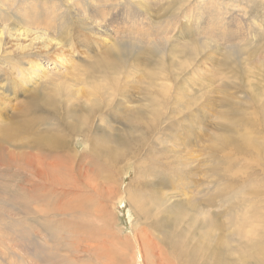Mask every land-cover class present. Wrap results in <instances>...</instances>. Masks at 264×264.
I'll list each match as a JSON object with an SVG mask.
<instances>
[{
  "label": "rangeland",
  "instance_id": "1",
  "mask_svg": "<svg viewBox=\"0 0 264 264\" xmlns=\"http://www.w3.org/2000/svg\"><path fill=\"white\" fill-rule=\"evenodd\" d=\"M111 1L116 0H37L39 6L32 12L28 0H0V49L8 32L28 26L41 32L56 27L47 22V3H59L64 9L67 4L74 7L64 11V26L68 25L59 39L66 40L77 3H104L102 8L107 10ZM120 1L121 5L129 2ZM139 1L150 4L145 19L148 32L168 24L177 27L172 33L170 30L171 40H159L162 36L158 32L152 34L158 36L160 46L152 43L142 49L134 44L130 57L141 50L144 61L130 71L129 64L120 75V84L128 86L129 101L109 108L108 114L93 124L108 135L122 131L126 117L144 118L130 110L133 105L135 110L147 111L143 93L150 83L142 77L145 72L167 74L164 84L170 91L162 93L156 87L152 93L156 94L152 98L158 96L162 103L158 111L157 99L153 100L154 118L145 122L151 124L148 135L135 137L138 146L134 142L130 145L135 156L129 157L136 159L110 160L107 154L84 157L82 169L65 170L55 183L48 182L32 172L31 162L9 157L20 151L15 141L18 133H13L15 122L24 116L31 118L35 123L30 126L40 131L45 142L60 136L75 119L61 106L56 115L42 117L40 101L33 98L39 88L32 96L26 92L27 96L9 102L0 116V125L15 119L0 128V264H189L178 251L192 250L202 235L206 241L213 238L214 244L220 237L226 238L228 247L239 252L256 245L247 243L250 238L260 240L263 235L264 240V0ZM169 4V18H164ZM173 11L178 12L174 17ZM121 13L118 11V16ZM122 21L128 24L124 29L137 28L123 15ZM178 27H183L184 33H176ZM145 35L127 37L144 40ZM33 44L19 49L8 43L4 47L12 51L6 53L9 62L0 56V67L18 83V77L12 75L25 73L32 56L53 59L51 50L30 52ZM40 45L37 43V48ZM27 50L32 56L23 58ZM79 50L82 57L76 64L96 59V51L86 56ZM11 60L25 63L13 66ZM52 76L46 77L45 84L53 82ZM120 117L124 119L120 121ZM98 133L91 138L92 146L97 145L94 139L101 138ZM8 134L14 136L12 140ZM74 147L82 151L86 142L78 138ZM56 150L54 145L50 159L56 158ZM196 185L201 186L192 190ZM171 193L178 194L177 198H171ZM137 200H142L138 210ZM64 208L68 212L62 215L46 212L57 209L55 213H61ZM202 215L208 219L204 224ZM135 234L144 236L140 248ZM12 236L16 240H11Z\"/></svg>",
  "mask_w": 264,
  "mask_h": 264
},
{
  "label": "bare ground",
  "instance_id": "2",
  "mask_svg": "<svg viewBox=\"0 0 264 264\" xmlns=\"http://www.w3.org/2000/svg\"><path fill=\"white\" fill-rule=\"evenodd\" d=\"M28 1L32 6L31 11H36L39 6V2H37V0ZM111 2H113L112 6L107 8V10L102 8L104 7V3L96 2L93 5L84 4L83 6H79L77 3L75 15L72 18L73 24L69 30L66 40L59 39L60 34L63 35L64 27L68 25L67 24L64 26V22L67 19V14H64V11L68 12L69 10H73L74 7H69L67 4L66 8L64 9L61 4L56 2L47 3L44 7V9H47L46 12L49 16L47 22H54L57 24L56 27H50L49 30L41 32L34 31L33 27L28 26L24 29H16L15 32L7 33V42L5 45L11 43V47L17 46L20 49L29 48L31 47V44L34 43L32 49H30V52H34L36 49H43L45 52L51 50L53 59H40L37 56L29 55L27 54L29 53V50L23 52L25 53L24 56H22L23 58H25L26 55L32 56V58L28 61L25 73L21 72L17 76L12 75L14 77H18L17 80L19 83L16 81V79L11 78L8 73H5L0 67V116L9 108V102L21 95L23 97L27 96L28 94H25L26 92H30L29 94L32 96L39 88V91L33 95V98L40 101L38 110L42 117H45L48 113L56 115L58 113L57 111L59 110V107L61 106L62 108L66 107L68 115L70 114L75 119L74 125L72 124L71 126L63 129L60 136L45 142L40 131L37 130L36 127L30 126L31 123H35L31 118L24 116L20 122H15L13 133H18L15 141L18 142L20 151L12 152L13 156L11 155L9 157L18 158V160H23V162L25 161L27 164L28 162H31L29 165L34 168V171L32 172H35V174L41 178H48V180H46L48 182L52 181L55 183L57 181L58 174L60 175V172L65 170L73 171L76 167L77 169H82L84 157H90L93 155L96 158H100L102 154H107L110 160L116 159L118 157V160H130L131 158L129 156L134 154V150L132 151V147L130 146L131 143L134 142L135 146H138V143L136 144L138 138L136 139L135 137H146L145 135H148L147 131L151 124L148 126L145 122L150 121L148 117L151 118V116H153L154 118L155 113L152 112L151 109L153 100H155V98L157 99L155 105L157 106L158 111L160 108L159 103H162L158 96L152 98V95H156L152 93L156 92V87L158 89L161 88L162 93L170 91L168 86L164 84L165 80L167 79V74L145 72L146 75L143 76L142 79L143 81H147L148 79L147 82L150 83L149 86H147L149 87L148 91L143 93L145 100L144 106L147 111L143 112V110H135L134 108H131L133 105L130 107L131 113H138L144 115L145 117H126L125 128L122 131L110 132L108 135L106 131H100V127L93 126L96 119H103V117H105L104 114H108V110H110L109 108L116 106L120 107L123 105V101H129L128 97H126L128 95V91H126L128 90L126 89L128 86L120 84V81L123 78H121L120 75H124L125 71L128 70L126 68L129 64L130 67L128 71L134 70V68H137L143 64L144 61V58L142 59L141 57V50H138L136 55L130 57V53L134 49V44H140L142 49L150 47L152 43L160 46L162 44L157 43L158 41L156 40L158 36H154L152 34L154 32H158L157 34L162 36L159 37V40H171V33L173 32L172 28L174 27V29H176L177 27V25L168 24L167 27L157 26L153 31L148 32L147 30L149 29L145 24V19L150 4H143L139 0H134V4L129 0V2H127L128 4L125 5H121L120 0ZM169 2L172 3V1ZM170 5L171 4L167 5L164 9V18H169L168 11L171 7ZM132 9L135 10V12H133ZM118 11L122 12L120 16L117 14ZM176 13L178 12L173 11L171 16L174 17V14ZM122 15L131 19V22L137 26V28L131 30L124 29V27H128V24H126L125 21H122ZM161 16L163 15H160L159 17ZM180 19L181 17H178L177 22L180 21ZM118 23L119 25L117 26ZM178 30H180L181 33H184L183 27H178L176 33H178ZM143 33L147 34L145 35ZM92 34L94 37L92 40H89ZM142 35H145L143 38L144 40H131L130 37H127L133 36L142 38ZM0 40H2L1 29ZM82 40H84V42H82ZM173 40H175V37ZM37 43L41 44L38 48ZM4 46H2L0 49V56L9 62L10 59L6 57V53H10L12 51L6 50ZM80 48L83 49V55L86 56L89 53L96 51V59L86 64H76L82 57L79 56ZM53 49L55 50V53ZM11 63L14 66V64L19 65L20 63L25 62L20 61V63H14L11 60ZM46 64H50L52 69H50L48 65L46 66ZM13 66H8V68H12ZM50 73L53 74V82L50 84H45L47 81L46 77H48ZM145 77L146 80H144ZM119 96H122L124 99L120 100ZM123 119L124 117H120V121ZM14 121L15 119L8 120L6 123L0 125V128L10 125ZM96 133H98L101 138L94 139L97 145L92 146L90 141L91 138H94L93 135ZM13 137V135L8 134L9 139L12 140ZM78 138H82L86 142V147L82 151L74 147ZM54 145L57 148L56 158L50 159L48 156ZM44 147L46 149L44 152H42ZM100 149H105L107 152H101L99 151ZM134 149L136 150V147ZM126 168L127 166L125 165V169ZM147 170L150 171V169ZM149 173H151V171ZM37 186L38 185H36V183L32 184V187L35 189ZM200 186L201 185H196L195 188L192 187V190H195ZM162 193L163 192L161 190L159 195H162ZM184 194L187 195L188 192L185 191ZM171 195V198H177L178 194L171 193ZM161 198L162 197H160V199ZM185 200L187 199L185 198ZM141 204L142 200H137L135 202V205H137V210ZM134 207L136 208V206ZM197 208H199V205H197ZM56 211L57 209L46 212L62 215L66 211L68 212V209L64 208L63 212L61 213H55ZM179 217L181 219H186V215H180ZM203 217L204 224L206 223L205 221H208V219H206L205 216ZM10 231L14 236L15 234L13 230ZM207 234L213 237L211 233ZM13 236L11 240L14 241L16 238ZM260 237V240H258L257 237H255V241L253 238L248 240V244H256L252 247V249H249L251 250V253H249V250H242V248V251L240 252L238 249L237 251H234L232 247H228L226 238L222 240L220 237L217 239V243L214 244L212 242L213 238H211L209 241H206L204 235L200 237V242L196 244L192 250L183 248L179 250L178 253L179 256L183 255L184 260L188 261L189 264H198L199 261H201V264H264L263 235ZM134 239H136L135 242L138 244L139 248L145 242L144 236L140 234H135ZM211 246H213L214 250H212ZM243 247L248 248V245L245 244Z\"/></svg>",
  "mask_w": 264,
  "mask_h": 264
}]
</instances>
